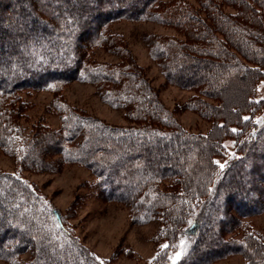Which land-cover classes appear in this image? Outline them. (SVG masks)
<instances>
[{
  "label": "trees",
  "instance_id": "1",
  "mask_svg": "<svg viewBox=\"0 0 264 264\" xmlns=\"http://www.w3.org/2000/svg\"><path fill=\"white\" fill-rule=\"evenodd\" d=\"M122 20L158 22L182 37L154 35L147 46L170 83L194 92L188 107L211 124L207 133L188 132L164 106L111 29ZM98 50L118 61L95 60ZM262 80L264 0H0V152L16 164L0 170V260L111 263L24 175L51 170V152L90 170L97 196L125 203L132 222L160 219L150 264L232 255L264 264V240L243 223L264 213V99H253ZM74 82L92 85L128 125L68 105L61 94ZM39 91L53 95L61 123L38 120L23 140L25 97ZM226 140L234 142L227 160Z\"/></svg>",
  "mask_w": 264,
  "mask_h": 264
},
{
  "label": "rangeland",
  "instance_id": "2",
  "mask_svg": "<svg viewBox=\"0 0 264 264\" xmlns=\"http://www.w3.org/2000/svg\"><path fill=\"white\" fill-rule=\"evenodd\" d=\"M187 1L196 5V0ZM33 4L36 6L35 2ZM227 10L234 12L231 8ZM111 29L123 37L135 64L143 69L159 99L174 114L180 125L193 134L207 133L211 124L188 107V103L195 95L194 92L170 83L161 67L152 59L147 46L149 38L154 35L180 39L182 37L174 29L154 21L122 20L113 24ZM92 57L101 62L118 61L117 56L103 50L95 51ZM231 91L232 89L230 94ZM61 95L71 107L107 124L128 125L124 112L102 102L96 89L90 84L71 83ZM25 99L30 104V110L27 113V120L21 125L23 140L27 138L32 124L38 120L45 122L51 129L60 126L59 115L50 108L52 94L43 91L32 92ZM253 99L255 101L264 99V80L258 84ZM231 100L234 101L235 97ZM224 145L228 153L225 159L234 157V142L226 140ZM48 158L51 161V170L41 173L26 172L24 175L65 215L78 239L99 257L111 259L110 264H150L159 246L155 239L160 231V219L155 218L143 225L132 222L130 208L125 203L109 202L97 196L96 191L90 186L94 179L90 170L76 165H63L51 152ZM216 163L222 165L224 160L217 159ZM15 166L12 156L0 152V170L14 173ZM243 223L264 240V213L244 219ZM242 233L237 232L236 237L240 238ZM0 264L8 263L0 260ZM214 264L245 262L241 256L232 255Z\"/></svg>",
  "mask_w": 264,
  "mask_h": 264
},
{
  "label": "bare ground",
  "instance_id": "3",
  "mask_svg": "<svg viewBox=\"0 0 264 264\" xmlns=\"http://www.w3.org/2000/svg\"><path fill=\"white\" fill-rule=\"evenodd\" d=\"M143 70V69H142Z\"/></svg>",
  "mask_w": 264,
  "mask_h": 264
}]
</instances>
